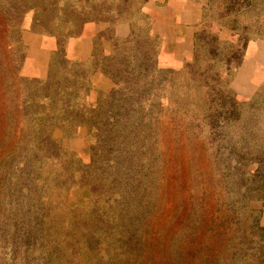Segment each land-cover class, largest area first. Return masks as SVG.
<instances>
[{
  "label": "rangeland",
  "instance_id": "obj_1",
  "mask_svg": "<svg viewBox=\"0 0 264 264\" xmlns=\"http://www.w3.org/2000/svg\"><path fill=\"white\" fill-rule=\"evenodd\" d=\"M112 1L0 0V264H264V87H232L264 3L213 0L199 43L226 44L196 70L160 64L142 10L115 35ZM97 22L110 46L68 56Z\"/></svg>",
  "mask_w": 264,
  "mask_h": 264
},
{
  "label": "crops",
  "instance_id": "obj_2",
  "mask_svg": "<svg viewBox=\"0 0 264 264\" xmlns=\"http://www.w3.org/2000/svg\"><path fill=\"white\" fill-rule=\"evenodd\" d=\"M213 0H145L142 6V26H147L157 39L158 59L162 66H176L194 57L196 35L204 28V15ZM108 23L97 22L86 25L84 33L73 37L68 43V56L83 61L91 57L98 46L105 49L109 40L101 35ZM220 34L234 35L228 26L215 25ZM132 31L131 22L116 24L114 32L119 37L128 36ZM34 44L31 49L38 55V69L46 68V49ZM101 46V47H102ZM51 50V49H49ZM232 87L239 97L250 99L264 87V37L247 43L241 65L238 67Z\"/></svg>",
  "mask_w": 264,
  "mask_h": 264
},
{
  "label": "trees",
  "instance_id": "obj_3",
  "mask_svg": "<svg viewBox=\"0 0 264 264\" xmlns=\"http://www.w3.org/2000/svg\"><path fill=\"white\" fill-rule=\"evenodd\" d=\"M114 1L115 0L112 1L111 5L112 6H116L117 5V7L114 10H111L110 12H111L112 18H114V20H118V21L119 20L120 21L129 20V19H131L130 16H132L135 13L141 12L142 6H143V4L145 2V0H123V2H117L115 4V3H113ZM240 1L243 2V4L245 6L250 5V4L253 3V5L257 7V4L259 3L258 0H240ZM260 1L262 3H264V0H260ZM257 9H259L260 11L261 10H264V5H262L260 8L258 7ZM103 17H106V16H103ZM257 27L260 28L262 30V32H260L261 30L259 29V32L260 33H257L256 35L257 36H264V34H263L264 27L261 26V23ZM256 35H254V37ZM252 36L253 35H248V34L245 35V36H242L241 35L240 40H243V38L245 40L243 42V49L240 50V49L235 48L232 45H229V46H227L225 48V50H231V51H233V53L236 51V54H238L239 53L238 50H240V51H243V54H244L245 49H246V46H247V43L249 42V39ZM211 44H213L214 46H216V48H218V47H220V45H225L226 43L222 42V40H220L218 38V36L215 35V34H212L211 36H209V35H207V33H205V36H204V38H202L201 43H199V34L196 36V47H195L196 48V51H195V55L196 56H195L194 62L192 64H190L191 67H195L196 70H199V69H201L203 67L204 63H206L208 65H213L212 64ZM151 51H152V49H151ZM151 51L149 49L144 50V52L142 54L143 60L141 61L142 65H140L141 66L140 67L141 69H142V66L145 67L147 70H149V68L152 67L151 66V57H152L151 56V54H152ZM113 54H115V56L119 57V53L118 52L113 53ZM107 58L110 59L111 57H107ZM107 58L105 57L104 59L107 60ZM123 58H124V60L127 59L125 56ZM128 58L130 59V57H128ZM242 59H243V55L241 54V56L239 57L238 60L241 62ZM100 64L101 65H104L106 67V70H105L106 73H109V72H107V67H110V66H108L109 62H105L104 61V62H100ZM148 65H149V68H148ZM154 67H155V70L157 72H159V73H166V72H168L167 69L160 68V67L156 66V64H155ZM124 70H125V68L123 70H120L117 67V69H113L112 71H114V75L115 76H117V73L118 72H121V76H122V72ZM46 88H47V90L50 89V84L49 83H47ZM47 94L49 96V93H47ZM261 170L263 171V169H261ZM262 175H264V173H262ZM262 196L264 197V193H263V195L260 194V197H262ZM262 229H264V228H262ZM240 238H241V241L237 243L238 244V247L240 248L239 252L242 253L243 251H245L246 254H249L251 251H253V249H251V247L246 246V244H247L246 243V240H247L248 237L246 235H241ZM249 260H251L250 259V256H249Z\"/></svg>",
  "mask_w": 264,
  "mask_h": 264
}]
</instances>
